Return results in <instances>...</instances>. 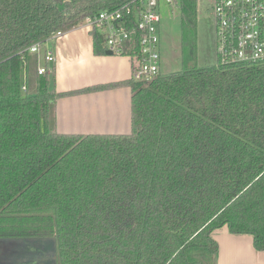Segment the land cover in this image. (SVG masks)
<instances>
[{"label":"trees","instance_id":"trees-1","mask_svg":"<svg viewBox=\"0 0 264 264\" xmlns=\"http://www.w3.org/2000/svg\"><path fill=\"white\" fill-rule=\"evenodd\" d=\"M140 1L0 0V238L54 239L57 264H215L227 227L264 252V62L198 67L195 0H178L182 69L122 83L130 134L50 128L59 98L121 84L57 93L19 53Z\"/></svg>","mask_w":264,"mask_h":264},{"label":"crops","instance_id":"crops-1","mask_svg":"<svg viewBox=\"0 0 264 264\" xmlns=\"http://www.w3.org/2000/svg\"><path fill=\"white\" fill-rule=\"evenodd\" d=\"M52 49L56 58L54 89L57 93L121 85L59 98L52 107L51 130L58 134L81 136L130 134L132 93L130 87L122 83L131 80L132 60L106 53L95 55L92 35L83 26L66 31L52 44ZM212 238L218 246L215 264H264V252L255 250L252 236L233 235L223 227L214 231ZM47 251L34 256V263L40 259L43 264H52L47 260L52 257V247ZM197 252L200 251L191 253Z\"/></svg>","mask_w":264,"mask_h":264},{"label":"built area","instance_id":"built-area-1","mask_svg":"<svg viewBox=\"0 0 264 264\" xmlns=\"http://www.w3.org/2000/svg\"><path fill=\"white\" fill-rule=\"evenodd\" d=\"M164 2L167 6L178 7V0ZM140 4L143 8L123 5L115 10L101 11L93 17L84 18L80 26L87 28L90 33H100L106 51L112 55L132 60L131 80L149 82L160 73L161 1L143 0ZM212 8L217 61L221 65L264 62V0H214ZM65 32L56 31L44 41L24 48L19 54L39 56L38 75L52 73L56 62L52 44L62 38ZM134 45L137 49L132 57L126 49ZM26 91L24 83L21 92Z\"/></svg>","mask_w":264,"mask_h":264},{"label":"rangeland","instance_id":"rangeland-1","mask_svg":"<svg viewBox=\"0 0 264 264\" xmlns=\"http://www.w3.org/2000/svg\"><path fill=\"white\" fill-rule=\"evenodd\" d=\"M160 1V71L167 75L182 69L180 18L177 5L167 6L164 0ZM196 2L198 9L195 62L198 67H205L216 63L212 8L214 0ZM24 240L0 238V264H43L40 259L34 263L33 257L43 254L44 250H51L53 243L48 239Z\"/></svg>","mask_w":264,"mask_h":264},{"label":"water","instance_id":"water-1","mask_svg":"<svg viewBox=\"0 0 264 264\" xmlns=\"http://www.w3.org/2000/svg\"><path fill=\"white\" fill-rule=\"evenodd\" d=\"M106 55H112L110 51H107L106 52ZM23 240V239H22ZM27 240H36V239H25V241ZM41 240V239H40ZM44 240V239H43ZM50 240L52 243H53V246H52V251H51V258L50 259H47V260H50L52 262V264H57V257H56V244H55V241L54 239H48Z\"/></svg>","mask_w":264,"mask_h":264}]
</instances>
